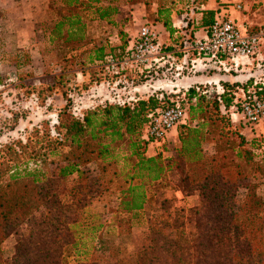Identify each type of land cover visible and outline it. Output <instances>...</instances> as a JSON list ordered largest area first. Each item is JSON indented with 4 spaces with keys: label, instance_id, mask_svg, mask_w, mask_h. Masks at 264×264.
Wrapping results in <instances>:
<instances>
[{
    "label": "rangeland",
    "instance_id": "1",
    "mask_svg": "<svg viewBox=\"0 0 264 264\" xmlns=\"http://www.w3.org/2000/svg\"><path fill=\"white\" fill-rule=\"evenodd\" d=\"M110 1L118 10L117 15L112 18L115 24L105 21L91 22L88 33L90 37L93 36V41L82 47L68 49L61 43H49L47 38H43L32 48L14 51L8 39L0 40V157L4 158L3 164H0V174L3 180H6L8 176L10 165L18 162V160L7 162L12 155L5 146H10L18 141L24 143L28 138H34L35 129L45 131L48 128L52 131L58 123L60 112L81 118L86 111L98 106L129 104L156 95L153 93L146 97L134 96L132 86L143 84L147 80H156L162 74L161 70L166 71L167 74L172 72L173 74H187L186 70L183 71L182 68L177 70V65L170 57L173 56L172 54L181 55L188 51L198 57L195 52L183 48L182 41L187 37L184 30L170 35L168 32L163 33L162 30L155 28L158 5L169 8L172 12L173 23L180 26L182 21L186 23L196 21L195 5L192 0ZM140 1L149 5L147 13L149 20L136 24L134 28L137 29V34L131 37L125 30L126 24L131 21L129 8L135 2ZM256 1L262 3L263 0ZM58 3L60 0H50L49 5L52 8L42 23L44 32L49 27L51 19L59 16ZM23 9L21 7L20 12ZM259 15L261 19H264L262 17L264 10H260ZM177 16L180 19L179 22L174 21ZM144 25L151 27L156 32L160 44L158 57L152 60L147 68L132 64L120 68L119 74L114 75L106 68V62L103 59L90 62V56L94 55V50L97 47H102L103 55L109 53L116 55L118 57L116 61L121 65L122 61L129 56L122 55L123 52L119 46L125 43L124 50L128 51L129 42L137 39L139 31ZM263 26L264 24L250 26L248 30L255 33ZM168 39L179 40V42L175 45L164 44V40ZM162 56L165 58L162 59ZM241 66L242 64H240ZM128 72L134 76H130L127 74ZM252 79L254 84L249 86L246 91L241 87L231 89L234 92V97L240 103L239 106L230 111L222 110V114L229 117L236 127L235 132L243 135L248 145L240 148L236 135L218 138L221 127L213 125L211 131L215 141L207 144L205 149L207 154L217 152L219 156L227 157L222 162L227 166L222 170L226 176L227 172L235 173L236 165H239L242 168L241 171L248 176L238 183L250 186L251 192L258 197L262 196L264 200V121L252 123L240 112V106L249 93L253 91L257 93L255 84L264 82V75L260 73ZM244 83L246 82L244 81ZM205 88L209 100L223 91L222 88L216 86L205 85ZM168 94L171 99L183 100L186 106L188 105L186 98L182 95ZM258 97L264 100V97L259 95ZM44 123H47L48 127H43ZM148 123L144 125L141 133L143 141H146ZM223 131L227 130L223 129ZM174 144L163 142L158 146L156 155L161 154L166 157L170 152L173 153L171 148ZM243 149H248L254 155L253 163L255 165L251 163L245 165L244 159L237 158V151L243 153ZM147 151L148 143L145 155L152 157ZM124 155H126L124 147L115 151L114 160L118 167L125 164ZM17 165L20 167L19 171L26 165L31 169L38 168L45 171L47 182L45 181L46 184L42 183L43 185L41 183L32 185L33 175L22 178L15 191L10 195L11 199L15 198L18 201L17 205L12 206L13 213L16 215L24 213L25 217L16 219L14 216H10L6 222L0 223V264H29V261H25L23 258L19 262L17 260L18 249L24 254L23 249L26 250V245L30 249L32 248L34 253L31 256L30 264H63L62 259L66 257V254L72 255L69 259L71 264H147L149 255L142 252L153 236L152 226L157 225L164 232L174 234L179 233L182 227L185 235L189 236L194 232L193 212L204 210L208 203L206 198L197 195L196 192L187 196L183 195L177 188L179 174L176 170H172L161 182L147 184L151 202L145 205L142 211L134 214H121L117 210L118 201L116 199L119 184H114L111 193L99 197L101 199H97L96 196L90 199L91 194L89 193L78 200L77 197H73L74 176L64 181H57V178L52 175L53 167L51 165L43 163L40 167V162L35 160H29L26 165ZM112 167L114 168L113 165ZM112 172L113 170H107V176L109 177ZM24 184L29 187L23 188ZM42 187L46 189L47 195ZM246 191V188L238 189V203H242ZM26 199H30L28 205L21 207V201ZM163 201L167 202V206ZM86 203L88 204L85 208L86 212L80 214ZM165 209L166 211L170 210L171 213L175 212L176 215L172 216L173 220L167 219ZM2 210L3 207L0 208V211ZM76 219L84 224L99 225L102 223L103 225L96 232L93 240L89 239L88 242L78 243V248L87 251V255L77 256L74 254V250H69L74 241L73 235L74 238L77 235H85L67 229ZM166 220L172 222V226H166L164 224ZM5 231L8 232L6 237L3 236ZM98 236L100 237L98 238ZM82 239L87 238L83 236Z\"/></svg>",
    "mask_w": 264,
    "mask_h": 264
},
{
    "label": "trees",
    "instance_id": "2",
    "mask_svg": "<svg viewBox=\"0 0 264 264\" xmlns=\"http://www.w3.org/2000/svg\"><path fill=\"white\" fill-rule=\"evenodd\" d=\"M201 1L204 2L192 0L195 5L194 13L201 14L197 24L196 21H189L186 27H174L171 10L162 5H158L156 9L155 21L170 35L180 30L185 32L190 25L205 27L209 32L218 12L201 9ZM145 4L149 6L148 3ZM57 6L59 16L51 19L49 27L46 28L47 40L49 43H61L68 49L79 48L93 41L89 33L85 32V21L115 24L112 18L118 13L117 7L110 0H60ZM51 8L52 6H49V10ZM249 32L252 33L250 30ZM186 36L182 41L185 49L189 43L196 40L189 33ZM119 48L122 49V55H130L127 49L124 50L125 43ZM110 58L118 59L111 53L103 55V48L97 47L94 55L90 56V62L103 59L107 63ZM253 84V79H250L242 84L241 88L246 91ZM255 88L257 94L264 97V82L255 84ZM231 89L233 88L229 84L223 83L222 93L209 100L205 85L188 88L182 95L186 98L187 106L183 100L171 99L168 93L156 92V95L129 104L95 107L86 111L81 118L60 112L53 133L48 128L45 131L35 129L34 138H28L24 143L18 141L5 146L12 155L7 162H18L10 165L6 180H3L0 174V208L3 207L0 211V223L6 222L10 216L16 219L25 217L24 213H13L12 206L17 205L18 201L10 197L20 179L33 175L32 185L44 184L47 180L45 171L31 169L26 165L29 160L40 162V167L43 163L51 165L52 175L57 181L74 176L72 191L73 197L78 200L89 193L90 199L95 196L101 199L99 197L111 193L114 184H119L116 199L117 210L121 214L142 211L145 205L151 202L147 184L161 182L169 171L176 170L179 174L177 188L183 195L196 192L206 198L208 203L204 210L193 212L194 232L189 236L185 235L182 227L179 233L174 234L164 232L157 225L152 226L153 236L142 252L149 255L147 264H264V207L260 208L264 206L263 197L253 194L250 186L238 183L248 176L241 171L239 165L235 164V173L227 172L226 176L222 170L227 166L222 162L227 157L219 156L217 152L207 154L205 149L207 144L215 141L211 131L213 125L221 127L218 138L236 135L240 148L248 145L244 136L235 132L236 127L229 117L222 114V110L230 111L240 104ZM176 103L186 111L187 120L177 126V141L171 148L173 153L168 152L166 157L161 154L146 156L148 142L142 140L141 133L144 125L149 122V116ZM43 127H48V124L44 123ZM123 147L126 151L125 164L118 167L114 160L115 151ZM236 156L244 159L245 165H255L254 155L248 149H243V153L237 151ZM3 161L4 158L0 160V164H3ZM17 164L26 166L19 171ZM109 169L113 172L108 177ZM28 187L27 184L23 185V188ZM240 188L247 189L242 203L237 200V191ZM42 189L46 194V189ZM29 200H22V204H19L25 207ZM163 202L167 206V202ZM86 205L88 204L84 205L80 214L86 212ZM165 214L170 220L176 215L170 210ZM171 223L169 220L164 221L168 227L172 226ZM102 226V223L89 225L79 219L74 220L67 229L85 235H77L75 238L73 235L74 241L69 250H74L77 256L87 255V251L78 248V243L93 240ZM7 235L8 232L5 231L3 236ZM83 236L87 239L83 240ZM23 250L24 254L18 249L17 260L19 262L23 258L30 264L33 249L26 245V250ZM71 257V254H66L62 259L63 264H71Z\"/></svg>",
    "mask_w": 264,
    "mask_h": 264
},
{
    "label": "crops",
    "instance_id": "3",
    "mask_svg": "<svg viewBox=\"0 0 264 264\" xmlns=\"http://www.w3.org/2000/svg\"><path fill=\"white\" fill-rule=\"evenodd\" d=\"M204 2L205 4H203ZM204 2L202 3L201 1V9L213 10L216 13L224 9L227 15L229 14L232 19L236 20L238 25L247 29L250 26H261L264 24V19H261L259 15V11L264 10V0L262 3L256 0H204ZM49 4L50 0H0V40L8 39L14 51H20L24 48L34 47L40 39L48 38V33L44 32L42 23L46 20ZM21 7L24 9L20 12ZM129 10L131 21L126 24L125 30L129 36L134 37L137 34V29L134 28L135 25L149 20L147 14L148 6L144 1L135 2ZM196 16L197 24L201 14H196ZM174 21H180L178 16ZM85 23V29H87L85 32L88 34L91 22L87 20ZM92 23H95V20ZM173 26L176 28L186 27V22L182 21L181 26L173 23ZM155 28L162 30L163 33L166 32L160 24H157ZM185 33L186 35L189 33L196 39H204L208 35V30L205 27L197 28L190 25L185 30ZM178 42L179 40H164V44L175 45ZM173 52L176 51L173 50ZM164 54L166 53L164 52ZM172 55L170 57L177 65V70L182 68L183 71L186 70L187 74H173V72L167 74L166 71L161 70L162 74L159 75L157 72L159 77L156 80L151 79L143 84L132 86L134 88V96L146 97L156 92L183 95L188 88L199 85L216 86L223 89V83L229 84L233 89H239L244 81L246 82L260 73L264 75V45L256 56L241 61V67L240 65L238 67L228 66V64L221 67L217 63L197 57L194 54L192 55L188 51L183 52L181 55ZM161 58L164 59L165 57L162 56ZM159 64L161 65V63ZM127 74L134 76L129 72ZM176 141L177 127L169 131L164 143L170 144V142L175 143ZM159 145L153 142L148 143L147 153L155 156Z\"/></svg>",
    "mask_w": 264,
    "mask_h": 264
},
{
    "label": "built area",
    "instance_id": "4",
    "mask_svg": "<svg viewBox=\"0 0 264 264\" xmlns=\"http://www.w3.org/2000/svg\"><path fill=\"white\" fill-rule=\"evenodd\" d=\"M239 9V7H237ZM156 32L144 25L137 39L129 42V57L121 65L110 58L106 68L112 74H119L120 68L135 64L147 68L160 52V44ZM264 45V26L255 33H250L246 27L238 25L236 20L221 9L212 24L207 37L196 39L186 46L187 50L195 52L198 57L217 63L221 67L228 64L238 67L241 61L256 56ZM120 65V67H119ZM240 112L252 123L264 121V100L253 91L244 99ZM187 120V113L179 103L161 112L150 115L146 128V141L148 143L162 144L169 131Z\"/></svg>",
    "mask_w": 264,
    "mask_h": 264
}]
</instances>
